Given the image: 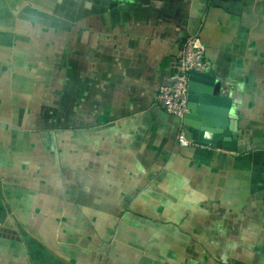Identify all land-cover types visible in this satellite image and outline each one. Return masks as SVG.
Returning <instances> with one entry per match:
<instances>
[{
	"label": "crops",
	"instance_id": "crops-1",
	"mask_svg": "<svg viewBox=\"0 0 264 264\" xmlns=\"http://www.w3.org/2000/svg\"><path fill=\"white\" fill-rule=\"evenodd\" d=\"M190 35L235 151L157 100ZM0 264H264V0H0Z\"/></svg>",
	"mask_w": 264,
	"mask_h": 264
},
{
	"label": "water",
	"instance_id": "water-1",
	"mask_svg": "<svg viewBox=\"0 0 264 264\" xmlns=\"http://www.w3.org/2000/svg\"><path fill=\"white\" fill-rule=\"evenodd\" d=\"M215 78L208 72H192L189 82V112L182 123L194 135L195 143L235 151L238 121L230 105L217 94Z\"/></svg>",
	"mask_w": 264,
	"mask_h": 264
},
{
	"label": "built area",
	"instance_id": "built-area-1",
	"mask_svg": "<svg viewBox=\"0 0 264 264\" xmlns=\"http://www.w3.org/2000/svg\"><path fill=\"white\" fill-rule=\"evenodd\" d=\"M212 63L200 45L197 35L188 36L182 43L177 57V70L173 72L168 81L159 89L157 100L164 110L183 120L189 112V82L192 72H207ZM179 143L182 146L198 145L189 140L184 128L179 132Z\"/></svg>",
	"mask_w": 264,
	"mask_h": 264
}]
</instances>
